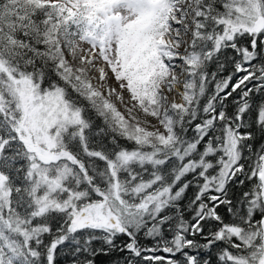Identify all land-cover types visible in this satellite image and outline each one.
<instances>
[{
  "label": "snow or ice",
  "instance_id": "obj_1",
  "mask_svg": "<svg viewBox=\"0 0 264 264\" xmlns=\"http://www.w3.org/2000/svg\"><path fill=\"white\" fill-rule=\"evenodd\" d=\"M0 264H264V0H0Z\"/></svg>",
  "mask_w": 264,
  "mask_h": 264
},
{
  "label": "rangeland",
  "instance_id": "obj_2",
  "mask_svg": "<svg viewBox=\"0 0 264 264\" xmlns=\"http://www.w3.org/2000/svg\"><path fill=\"white\" fill-rule=\"evenodd\" d=\"M109 83H110L112 86H115V82H114V81H109ZM177 102H179V98H177ZM121 110H123V109H121ZM153 123H154V121H153Z\"/></svg>",
  "mask_w": 264,
  "mask_h": 264
}]
</instances>
